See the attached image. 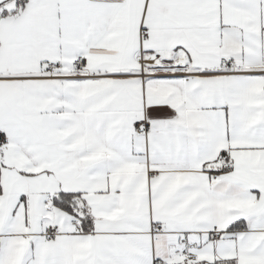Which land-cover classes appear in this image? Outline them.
Listing matches in <instances>:
<instances>
[{
    "label": "snow or ice",
    "instance_id": "1",
    "mask_svg": "<svg viewBox=\"0 0 264 264\" xmlns=\"http://www.w3.org/2000/svg\"><path fill=\"white\" fill-rule=\"evenodd\" d=\"M0 264H264V0H0Z\"/></svg>",
    "mask_w": 264,
    "mask_h": 264
}]
</instances>
